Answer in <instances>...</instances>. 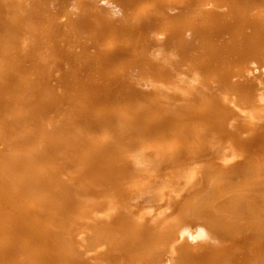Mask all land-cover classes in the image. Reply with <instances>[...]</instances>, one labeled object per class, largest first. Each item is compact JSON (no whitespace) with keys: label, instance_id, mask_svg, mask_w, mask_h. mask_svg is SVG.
I'll use <instances>...</instances> for the list:
<instances>
[{"label":"bare ground","instance_id":"bare-ground-1","mask_svg":"<svg viewBox=\"0 0 264 264\" xmlns=\"http://www.w3.org/2000/svg\"><path fill=\"white\" fill-rule=\"evenodd\" d=\"M262 1L238 0L233 1L231 6L227 4L225 8L219 5L218 0H203L204 3H201L203 8L199 3L198 8L188 5L187 10L189 9L193 15L187 16L184 12L183 17L169 19L164 16L165 19H162V11L171 13V7L168 4L164 5V0H159V4H153L154 0H76L75 3L73 0H0V78L7 81L6 84H0V101H3L0 103V143L6 146L5 156H0L5 159L0 167V172L2 171L0 178L6 179L0 191L9 185L13 191L22 196L21 200L28 202L27 199H30L35 201L36 205H43V210L45 209L43 214L45 219L41 226H38L35 224L40 221L37 219L38 216L24 212L30 207L2 200L6 195L9 196L2 191L0 202H8V206L3 208L0 203V264H80L76 260L79 255L75 251L79 243L82 247L87 237L91 236V240L95 239V235H92L96 229L93 225L95 221L102 226V230L104 229L102 233L107 232L108 235L116 229L115 227L127 226L123 232H127L137 242V232L139 235L141 230L137 226L146 221H151L153 228L162 227L161 232L168 229H173L175 232L183 231L184 224L179 217L175 221V217L178 216L175 214L176 207L173 202H169V199H165L166 194L157 193L163 198V206H165L160 213L158 212L157 218H154L150 211L153 207L150 204V197L161 187L159 175L152 167L166 163V151H169L168 155L173 157L168 164L174 166L181 164L183 156L186 158L188 155L175 153V150L185 145L189 147V152L196 151V156L211 147L219 160L215 169L227 172L232 167L222 162L233 160V155L231 153L225 158L222 153L224 150L232 152L233 148L239 147L242 152L248 151L246 143L249 139L254 146L250 147V152L254 148H261L256 137L264 133V124H262L264 91H257V88L260 84L264 85V76H256L254 65L264 67V8L259 9L262 16L257 15L259 12H253V8L261 5ZM178 5L177 7L174 5V9L179 8ZM52 9L55 13L51 16L49 12H52ZM59 9L69 14L67 17L69 20L62 22V26H60L61 22L56 23L57 17L60 18L58 15L62 14ZM142 11L148 12L152 18L144 13L143 15L148 18L142 19ZM180 20L183 24H178L176 27L175 22ZM151 27H153L151 30L158 35V42H155L154 47L151 42L148 44L145 36L151 32L149 30ZM33 28L35 30H32ZM185 33L189 37L186 38ZM89 34L94 38L92 43L95 45V53L91 51V44L87 42V47L83 45V42L89 40L87 37ZM197 34L201 35L200 38ZM131 37L136 39L129 65V61L128 63L126 61L129 53L123 45ZM223 41L227 47L230 46L225 50L228 61L224 66L221 65L224 62L220 60H224L225 54L220 55L218 50H215ZM146 47H150L148 56L135 54L134 50L138 51V48ZM175 47H183L185 50L192 48L194 55L189 54L182 60L171 61L172 57L167 58L166 54ZM150 54L155 56L146 63ZM213 56H216V59L210 60ZM189 58L193 59L189 60ZM186 60H189L188 67L183 69ZM249 61H254V65L247 68ZM19 75L21 78L14 79ZM53 75L61 76L58 85L61 90L63 89V93L61 90H50V84L42 82L39 99L33 100L36 99L33 95L29 98L18 95L20 91L28 95L24 76L27 78L38 76L40 83L41 78L49 79ZM211 75H215V85L221 86L224 82L230 85L228 98H222V95L218 94L220 93L218 89L212 91L209 96L204 91L203 96L207 99L209 97V100L203 101L191 90L190 85L194 81H197L196 86L199 82L203 85L204 79ZM144 76H149L153 85L157 84L161 87L159 93L163 94L167 113L166 116L161 117L162 120L155 119L158 133L162 134L163 131L166 138L171 140L174 134L167 131V124L171 125L177 121L175 126L179 129L175 135L180 143L176 142L171 147L167 145L168 143L159 142V149L154 159L146 162V165L138 171L149 173L150 178L143 176L142 180L138 178L141 180V186L134 189L136 190L134 193L137 194L130 196L129 199V195H126L128 197L123 200L136 212H140L141 217L136 216L133 219L131 215L128 219H124L127 212L128 214L135 212L128 208L122 209L119 213L115 210L102 211L103 203L98 197H103L107 192V184L118 187L119 181L124 179L128 181L131 175L127 171L134 162L125 156L124 160V157L119 156L122 162L120 164L115 158L117 155L108 153V148L103 147V143L107 140L111 142L112 136L108 135V129L104 127L109 117L106 115L118 107H127V110L131 107L139 111L148 110L149 98L146 97L144 85L146 83L141 81L142 83L136 85L133 81L137 77ZM9 88L12 92L8 91ZM230 98L236 103L235 106L231 105ZM49 112L54 113L53 116H57V112H60L58 114L62 113L63 119L60 124L54 125L53 131L51 129L44 131L39 121H45ZM177 116L180 118L177 119ZM162 121L164 124H160ZM63 123L66 125L65 128ZM260 125L259 129L257 126ZM28 131L36 133L31 140L23 136ZM97 133L101 138L95 137ZM40 142L43 145L40 146L43 148L42 152H39L40 149L35 150L37 145L39 148ZM27 144L30 148L25 151ZM124 149L131 151L129 146H121L116 154ZM241 151L238 149L237 153L242 154ZM146 153L147 151L143 154ZM262 158L264 153L256 157L254 164L250 162L240 167L241 174H232L235 180L242 179V175L246 174L244 181L249 175L252 177L257 170L260 174L254 177V180L244 181L234 190L222 183L219 188L222 201L217 203L210 197L204 206L206 211L213 213L224 209L226 215L222 219L225 220L226 228L229 227L234 232L240 231L245 222L250 225L257 223L259 229L264 231V225L262 226L264 224V159ZM60 161L62 163L59 166ZM140 163L141 161L138 160L135 165ZM67 164L75 165L74 171L82 176L84 181L79 185L72 187L60 183V167H67ZM177 168H172L171 172L177 176H185L184 172ZM52 169L56 171L50 185L46 174L47 172L50 174ZM132 171L133 176L134 166ZM230 171L235 170L233 168ZM50 186L53 189L55 187L56 190L59 188L58 191L62 190V195L52 194L49 190ZM86 189L96 197L89 199L88 194L84 197ZM128 189L133 191L130 185ZM115 191L117 193L118 189L115 188ZM169 191L173 192L172 189ZM125 192L126 190L122 189L119 197L122 198L127 193ZM66 198H71V204H67ZM86 202L87 207L84 206ZM78 203L79 205L82 203L83 210L93 211L87 219L85 215L79 216L78 220H70L73 228L69 230L65 226L66 220L70 218L69 214L72 216V210L79 206ZM62 204L66 206L63 207ZM218 204H223L224 208H219ZM20 212H23V215ZM64 219L66 220L63 221ZM58 220L64 223L60 225ZM245 230L249 231V228ZM60 234H67L72 238L71 241L67 236L61 239ZM191 234V237H195L196 230H191ZM76 235L84 237H81L84 240L76 242L73 240V237L77 238ZM247 236L251 238V235ZM65 237L67 240L64 239ZM161 237L164 236L157 238ZM165 238L167 240L166 235L164 240ZM148 239L151 240L150 237ZM91 240L89 242H92ZM137 242L128 247L124 243L115 246L121 248L125 258L134 261L132 264H143L146 259L150 260L146 261L147 264L154 261L155 259H150L147 253L138 252L140 249H138L139 245L136 248ZM151 242L149 241V245H152ZM163 242L160 244L165 245L169 240ZM241 242L244 249L236 256L232 255L229 264H250L252 258L264 256V245L253 248L249 247V242L245 243L244 240ZM158 244L156 242V246ZM188 245L186 242L183 247ZM141 247L143 248V244ZM151 254L153 256V253ZM190 254L189 260L188 255L184 257L175 252L170 253L169 258L166 259L173 260L170 264H199L191 259ZM203 259L200 264H213V259L209 260L210 263L206 261L209 259L207 256H203ZM152 264H158V260L156 259Z\"/></svg>","mask_w":264,"mask_h":264},{"label":"rangeland","instance_id":"rangeland-1","mask_svg":"<svg viewBox=\"0 0 264 264\" xmlns=\"http://www.w3.org/2000/svg\"><path fill=\"white\" fill-rule=\"evenodd\" d=\"M66 1H68V0H66ZM69 1H72V0H69ZM73 1H74V3L76 2V0H73ZM213 1H215V0H213ZM233 1L237 2L238 0H218V3L220 6H223L226 8V5L227 4L230 5ZM167 2H169V0H164L163 3H165L164 5L168 4V6L171 7V8L169 7L171 9V13H167V12L165 13L164 11H162V13H161L162 19H165L164 16L166 18H169V19L171 17H183L184 12L187 13V16L193 15V14H191L192 12H190L189 9L187 10L188 5L189 4L194 5L192 7L198 8V3H199V5L203 8L201 3H204L203 0H201V1L200 0H191V1L190 0H170L171 3L170 2L167 3ZM173 2L175 4H173ZM157 3L158 4L160 3L159 0H157V2H156V0H154L153 4H157ZM181 3H183L182 6H181ZM169 4H171V5H169ZM174 5H175V7H177V5H178L179 8L174 9L175 8V7H173ZM229 5H228V7H229ZM172 8H173V10H172ZM261 8H264V0L261 2V5H257L256 7L253 8V12H259V13H257V15L260 14V16H262L260 13V10H259ZM41 11H42V9H41ZM59 11H61V10L59 9ZM41 13H43V12H41ZM49 13H51V16H52V13L54 14L55 10L52 9V12H49ZM60 13H62V14L58 15L60 18L57 17L56 23L59 24L61 22L60 26H62L63 25L62 22H66L67 20H69V19H67L69 14L67 12L64 13L62 11ZM144 13L149 18H152V17H150L148 12L146 13V12L142 11V16H143V17H141L142 19L144 17H147V16L143 15ZM28 20H29V18L27 19V21ZM181 20L179 22H177V21L175 22L176 27L178 24L179 25L183 24L182 23L183 21H181ZM152 28L153 27H151L149 29L151 32H149V33L146 32L148 34H146L145 36H146L148 44L151 42V45L153 44V47H154L155 42H158V35H156L157 34L156 32L151 30ZM32 30H35V29L33 28ZM182 35H183V33H182ZM185 35H186V38L189 37V35L187 33H185ZM197 35H199V34H197ZM200 36L201 35H199V38H200ZM87 37L89 40H87L85 43L83 42V45L86 46L87 42H88L89 44H91V51H93L95 53L96 52L94 50L95 45H94V43H92L93 37H91V34H89ZM135 39L136 38L131 37L123 45V47H125L124 49H126L129 53V55L126 57L127 63L133 57L132 51L134 48L133 45L135 44V41H134ZM93 41H94V38H93ZM224 41L219 43L220 46L218 45V47L216 46V48H215V50L216 49L218 50V54L219 53H220V55L225 54L224 56H226V57H224L225 61L220 60V61L224 62L221 64L222 66L227 65L228 59H227V52L225 50H227V48L230 47V46L227 47ZM83 45H82V48H84ZM206 47L208 49H210L209 46H206ZM149 49H150V47H146L144 49L138 48V51L137 50H134V51H136L135 54L139 53L141 55L148 56V54H149L148 50ZM191 49L185 50V49H183V47H178V48L175 47V48H172V50H170L166 54V56H167V58L169 56H171L172 57L170 59L171 61H174L177 59L182 60L185 56H187L189 54L194 55L193 54L194 52H192L193 50H191ZM201 49L202 48H200V50ZM219 50H221V52ZM211 51H213V50H211ZM93 52H90V54L94 55ZM186 53H188V54H186ZM153 54L149 55V58L147 59L146 63L149 60H152L151 57L155 56ZM162 54L160 56L161 58H162ZM191 59H193V58H189V60H191ZM215 59H216V56H213L210 60H215ZM251 59H252V57H251ZM140 60L142 62L144 61L143 59H140ZM189 60L184 61L183 69L188 67ZM41 63L44 64L43 62H41ZM130 64H131V62L129 61V65ZM253 65H254V61H252V62L249 61L247 68H250ZM174 66H175V64H174ZM254 67L256 68V72H257L256 76L257 77L258 76H260V77L264 76V67H260V66L256 67V65H254ZM238 68H240V66ZM19 71H20V69H19ZM36 77H34V78H32V77L29 78V76H28V78L26 76L23 77L25 80L24 84L26 85V87L28 89V92H27L28 95H24V94H22L24 92L20 91V93H18L19 96L24 97V98H29L33 95L36 98L33 100L39 99V97H41L39 92H40L41 87L43 86L42 82L49 83L50 84V90H52V91H54V90L60 91L61 90L60 89L61 87L58 85V81L61 80V76L55 77V75H53L52 78H49V79L41 78L40 83L38 81V79L40 77H38V76H36ZM17 78H21V76L19 75V76L14 77V79H17ZM33 79H34V82H33ZM143 79H145V81ZM30 80H32V82H29ZM43 80H45V81H43ZM214 80H215V75H211L207 79H204L203 85H200V82H199L198 85L196 86L197 81L196 82L194 81V83H192V85H190L191 90L198 96V98H200L203 101L209 100V97L207 99L203 96L204 91H206L207 95L209 96V94L212 93V91H214V90L217 91L218 89H220V93H218V94H221L222 98H228L229 97L228 90H229L230 85H228V83H226V82H224V83L221 82L222 83L221 86L220 85L217 86L214 84ZM133 81H135L136 85L138 83H142L141 81L146 83L144 85L146 87L145 88L146 97H147V99L149 98L148 103H147L148 104V110L147 111H145V110L139 111L135 108L133 109L132 107L131 108L128 107L130 109L127 110V107H118L115 110L110 111V114L106 115V116H109V117H107V120L109 122L107 121L104 129L107 128L108 129V135L112 136L110 138L111 142H109L107 140V141H104V143H103V147L108 148V153L112 152L111 155H117V157H115V156L114 157L120 162V164H122V162H121L120 158H118L119 156H121V157L125 156L127 159H130L131 162L132 161L134 162V165H133V163H132V165L130 164V166H129L130 169L127 171L131 175V178H129L131 180L127 179L130 184H128V181H126V179H124V181H119L120 186H118V187L117 186H111V185L107 184V192L104 193L103 197H101V196L98 197V199L103 203V207L101 209L102 211L109 212L111 210H113V211L115 210L119 213L122 209L128 208L130 211L135 212L136 215L134 213H131V212H129L130 214H128V212H127L124 219H128L129 216H131V215H132L133 219L136 216L141 217L140 212H136L132 207H130L128 205V203L126 201L125 202L123 201L124 198L128 197L126 195H129V197H128V199H129L130 196L137 194V193H134L136 191L134 189L137 186H141L142 176L146 177V178H150L149 173L143 172V171H142V173H140L138 171L141 170V167L146 165V162H150L152 159H154V157L156 156L157 151L159 149L158 147H159L160 141H161V144L168 143L167 145H169L171 147L176 142H179V141H177L178 137H176V135H177L176 131L179 129L177 126H175L177 121H175L171 125L167 124V126H168L167 131H171L172 134H174V136H173L174 138H172L171 140L169 138H166V134H164L163 131H161L162 134L158 133V127H157L158 125L156 124L157 121H155V119L160 118V120H162L161 117H164V115L166 116V113H167L166 109L164 108L165 104L163 101V94H162V92L159 93V89H161V87H159L157 84L153 85V83H151L149 76L137 77ZM6 82H7L6 79L0 78V84H2V83L6 84ZM263 86L264 85H261V84L258 85L257 91H259V90L264 91ZM10 90L11 89L9 88L8 91H10ZM62 90H61V92H62ZM10 92H12V91H10ZM168 95L169 94L167 93V96ZM2 102L3 101H0V103H2ZM230 102H232L231 105L235 106L236 103L231 101V98H230ZM154 109H155V111H154ZM244 109L246 110V107ZM56 111H58V110H56ZM152 112H155L156 114H151ZM58 113H60V112H57V114H56L57 116H53L55 114L50 113L48 115V117L45 119V121H43V122L39 121V123H41V129L44 131H48L49 129H51V131H53L54 125L56 126L57 124H60V122H62V119H63L62 113H61V115ZM126 114H128L129 116H127ZM179 118L180 117L177 116V119H179ZM160 124H164L163 121ZM262 124H264V122ZM0 125H1V123H0ZM65 126L66 125L64 124V128H65ZM257 127L260 129L261 125L257 126ZM51 131H49V132H51ZM35 134L36 133H34V132L30 133V131H28V133L27 132L24 133L23 136L27 137V139L31 140L35 137ZM95 137H97V139L101 138L98 133L95 135ZM256 140H258V143L261 146L260 149L254 148V150L250 152V147H254V146H253L251 140L249 139L247 141L248 144L246 143V146L249 148L248 151L242 152L241 149L239 147H237V148H233L232 152H230L229 150H224L222 152L223 156L225 158L228 157L229 154H231V153L233 155V160H231V161L225 160L224 162H222V163H226V165H228L229 167H232V168H229V170L227 172H223V171H219V170L215 169V166L219 163V160H218V157L216 156L215 150L210 149L211 147H209V149H207L206 151H203L204 153L203 152L199 153L198 156H196L197 155L196 151L189 152V147H186L185 145H181L180 146L181 148L176 149L175 153H183L184 155H188V156L186 158L183 156V160H182L181 164L175 165V166L168 164L169 160L173 157H172V155L171 156L168 155L169 151H166V153H165V154H167L165 156L167 158V159H165L166 163L164 165L152 167V169L155 170L159 175L161 187L159 188V190H157L156 194H154L150 197V204H152V206H153L150 211L154 215V218H157L158 212L160 213V211H162L165 208V206H163V203H164L163 198H160L157 195V193L166 194L167 198H165V199H169V202L170 201L173 202L174 207H176L175 214H177L178 216L175 217V221H177V217H179V220H181L182 224H184L182 226L183 231L178 230L179 229L178 228L177 230L179 232L178 231L175 232L173 229H168L164 232H161V231H163L162 227L157 226L156 228H153L152 227L153 223H150L151 221H149V222L146 221L145 223L143 222L142 224H138L139 226H137V228L140 227L139 229H141L139 231V235L137 232V236H138V242H137L127 232H123L127 226L124 228H121L117 225L118 227H115L116 229H113L111 231V234L108 235L107 232L102 233V231H104V229L102 230V228H101L102 226H99V224L95 221L93 225H94V228H96V229L93 231V234H92V235H95L94 236L95 239L91 240V238H92L91 236L87 237V239L85 238L87 241L85 240L82 243V247H81V243H79L78 249H76V251H75V253H77V255H79V257L76 258L77 262L80 264H132V263H134V261H130V258H128V257L125 258V254L122 252L121 248H119L118 246H120L122 243H124L126 245V247H128L129 245L133 244L134 242H137L136 248L139 245L138 249H140V250H138V252H140V254L142 252L147 253L148 257L150 259H155V260L157 259L158 264H162L163 262H164V264H170L171 262H173L172 259H166V258H169V255L172 252H175L176 254H179L180 256L182 255L184 257H186L187 255L189 256V253H191L190 254L191 259L196 260L199 264L201 263V261L204 260L203 256H207L209 258V259H206V261L209 263L213 259V261H212L213 264H229V260L232 257V255L236 256V254L238 252H240V250L244 249L243 242H241V241L244 240L245 243L249 242V247H253V248L257 247V246L264 245V231H261L259 229V227H260L259 224L253 223L252 225H250L248 223L246 224V222H245L242 224V227H241L243 230L240 229V231L234 232L233 230H230L229 227L226 228V223L224 222L225 220L222 219V217L224 215H226L225 214L226 211L224 212V209L214 211V213H213L211 211H206L205 210L206 208H204L207 200L210 197H212L217 203H220L222 201V200H220L221 192L219 189L221 187L222 183H224L225 186H228L232 190H234L237 186H241L244 183V181L254 180L255 179L254 177H257L260 174L256 170V172L253 173L252 177H250V175H249L244 181H243V179L246 176V174L242 175L243 178L240 180H235V177L232 178V176L235 174H241V172L239 170L240 167H244L250 162L252 164H254L256 157L258 155L264 153L263 152V150H264V133L261 134L260 137H256ZM169 142H170V144H169ZM112 143H114V144H112ZM40 144H41V142H40ZM40 144H39V148L37 145V148H35V150L40 149L39 152L40 151L42 152L43 148H40V146L42 147L43 145L42 144L40 145ZM27 145L25 147V151H27L30 148V146L29 145L27 146ZM121 146H125V147L129 146L131 148V151L129 149H124L123 151H120L118 154H116L117 149ZM34 147H36V145ZM21 148H23V147H21ZM31 148H33V147H31ZM5 149H6L5 144L0 143V156H5V154H6ZM238 149L242 152V154L237 153ZM145 151H147V153L144 155L143 153ZM228 152H230V153H228ZM125 157L123 158V160L125 159ZM132 158H134V159H132ZM262 159H264V158H262ZM4 160L5 159L0 157V167L2 166ZM138 160L141 161L140 165H135ZM105 161H106V159H105ZM61 163H62V161H60L59 166L61 165ZM133 166L135 168V172H134V175L132 176ZM136 166H138V167H136ZM74 167H75V165L69 166L68 164H67V167H64V168H63V166L60 167V170H59L60 175H61L60 176V180H61L60 183H66V184H69L70 186L74 187L75 185H79L82 181H84L82 176L80 174H77L76 171H74ZM172 168H175V169L177 168V170L184 172L185 176L175 175L173 172H171ZM233 168L235 171H230V170H233ZM251 168L255 169V167H251ZM54 171H56V170L52 169V171L50 173V174H53V176H51L48 172L46 174L48 179L50 180V185H51L52 180L55 178ZM26 175H29V174H26ZM0 176H1V174H0ZM138 178H140L141 180ZM5 181H6V179L0 178V188L4 185ZM55 185L56 184H54V186ZM129 185L131 188H133V191H129L130 190V189H128ZM163 186H165V187L163 188ZM115 188L118 189L117 193L115 191ZM58 189L56 190L55 187L53 189L51 186L49 188V190H50V192H52V194L62 195V190L58 191ZM122 189L126 190L127 193L125 192L126 194H124L122 196V198H120L119 193L122 191ZM169 189H172L173 192L169 191ZM2 191L7 193L9 196H7L4 193L6 195V198L2 199V197H1L0 199L5 200V201H9L11 203L17 202L20 205H25L26 207H30L29 209H25L24 212H28L29 214H32L34 216H38L37 219L40 221L35 223V224H37L38 226H41L43 220L45 219V217L43 215L45 212V209L43 210V205H41V204L36 205L35 201H32L30 199H27L28 202H26L24 199L21 200L22 196L19 193H16L15 191H13V189L9 185L7 187H5L4 189H2ZM2 191H0V195L3 193ZM79 191H81V188H79ZM80 193H82V191ZM87 194H88V196H90V197H88L89 199H91L92 197H96V195L93 194L92 192L89 193L88 189L85 190L84 197ZM75 196L78 197L76 194H75ZM66 199L67 200H65V201L68 202L67 204L68 205L71 204L70 203V202H72L71 198H66ZM5 201L0 202L3 206V208H6V206H8V202H5ZM80 201H82V200H80ZM85 201H83V202H85ZM146 202H148V199L146 200ZM81 204L79 205V203H78L79 206L76 207L74 210H72V216L69 214L68 216L70 218L68 220H66V219L63 220V221L66 220L65 226L67 229L71 230L73 228V226H72L73 224L71 222H69L70 220H72V219L78 220L77 218H79V216L84 217L85 215H87L85 217V219H87L88 217L91 216L90 214L92 213L93 210H91V212H90L89 209L87 208L88 210L85 211V210H83L84 208L82 209ZM62 205H63V207L66 206V204H62ZM86 205H87V202L84 204V206H86ZM35 207H37V208H35ZM218 207L224 208L223 204H218ZM258 212H259V210H258ZM20 213L22 214L23 212H20ZM59 213L62 214L61 211H59ZM143 215H144V213H143ZM115 216H117V215H115ZM146 217H148V216H146ZM24 218L26 219V217H24ZM149 219H151V218H149ZM119 220H121V219H119ZM132 222H134V221H132ZM63 223L64 222H62V220H60V221L58 220V224L62 225ZM134 223H136V222H134ZM263 225L264 224H262V226ZM24 226L25 225H23V227ZM246 226L249 228V231L245 230L247 228ZM146 228H148V229H146ZM151 228H153V229H151ZM100 229H101V231H100ZM194 229L196 230L197 234L195 235V237H191L190 236V235H192L191 230H194ZM150 231H151V234H150ZM167 234H169V235L167 236ZM162 235L164 237L166 235L167 240H166V238L164 240V237L157 238V237H160ZM170 235H172V237H170ZM247 235H251V238H249ZM63 236L68 237V238L65 237L64 238L65 240L71 238L67 234L61 235L60 238L63 239ZM76 237H75L76 239H74V237H73V240H75L76 242L84 240V239H81L82 236H80V235H76ZM146 237L151 238V240L150 239H148V240L150 242L152 241L151 242L152 245H149V241L147 240ZM169 237L171 239H169ZM82 238H84V237H82ZM108 238H109V240H108ZM71 239H70V241H71ZM90 240L92 242H89ZM161 240H163L164 242L165 241L167 242L169 240V243L170 242L171 243L169 244L167 242L168 244L167 243L165 245L163 244L164 245L163 246V245H161L162 244L161 242H163ZM154 241H156L159 244L156 246V242H155V245H154ZM186 242H188L189 245L187 247L186 246L183 247ZM147 243L149 246L147 245ZM142 244H143V248L141 247ZM199 244H201V246H199ZM22 245H24V244H22ZM115 245H118V246H115ZM175 245H177V247ZM169 246H170V248H168ZM172 246H174L175 248L174 247L172 248ZM235 246H236V248H235ZM24 247H26V246H24ZM72 247H74V245H72ZM21 248H23V247H20V249ZM162 250H163V252H162ZM157 252H159V253H157ZM96 253H98V254H96ZM151 253H153V256ZM162 253H163V255H162ZM161 255L163 256V258H161ZM189 259H190V256L188 257V260ZM166 260H167V262H166ZM146 261H150V260L146 259L144 262L146 263ZM154 261L149 262L148 264H152V263H154ZM250 261H251L250 264H264V256L262 258H259L257 256L255 258H252V260H250ZM144 262H142V263L144 264Z\"/></svg>","mask_w":264,"mask_h":264}]
</instances>
